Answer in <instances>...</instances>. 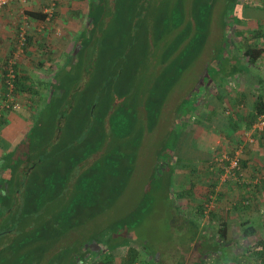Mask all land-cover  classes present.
Masks as SVG:
<instances>
[{
	"label": "rangeland",
	"instance_id": "374dc122",
	"mask_svg": "<svg viewBox=\"0 0 264 264\" xmlns=\"http://www.w3.org/2000/svg\"><path fill=\"white\" fill-rule=\"evenodd\" d=\"M66 1H62V6L74 11V16L65 17L63 21L86 27L83 30L85 33L79 36V49H82L60 71L57 82L52 86L56 93L53 99V90L44 94L45 99L31 97L29 94L32 95L33 91L29 93L28 89L15 92L21 106L26 104L32 107V122L24 125L18 144L15 141L7 146L5 139L8 137L1 138L7 153L0 156V173L6 165L0 184L5 183L4 180L10 181L12 167L16 163L17 166L20 164L21 169L17 171V183L9 189L11 198H8L9 202H16L17 207L11 204L2 207L8 210V216L13 214V217L0 220V264H29L32 259L24 257L27 252L16 249L26 236L20 235L19 231L1 235L4 229L16 228V224L19 230L21 221L15 219L14 214L29 208L25 195L21 197L23 190L41 193L36 207H43V214L49 215L46 220L49 219L50 223L58 215L65 219L66 208H78L75 200L72 201L75 196L78 199L86 198L85 192L94 195L93 201H88L83 212L75 216L77 221L84 222L83 228L79 226L77 231L62 237L61 248L66 242L72 241V245L76 246L91 237L106 238V242H109L111 235L110 241L117 239L126 244V233L114 235L112 232L115 226L117 230L133 221L134 214L140 209L142 213L132 222V234L138 240L132 235L130 238L155 255L149 256L148 264H167L170 258L172 260L175 249L178 252L191 244L192 250L202 249L198 246L202 244L200 240L194 242V237L185 236L183 232L184 219L175 205L179 196L172 192V156L178 150L175 142L185 125L182 122H202L201 115L200 119H189L190 99L187 97L193 92L195 94V90L200 92L197 89L203 86L202 76L208 77L209 74V78L214 79L216 62L219 57L223 60L220 54L224 51V32L231 39L240 27L237 25L239 19L232 15V11L237 10L236 0H203L204 4H198V7L203 9V13L210 11L204 23L200 19H193L195 0H109L107 4L105 0L102 21L96 25L92 19L90 26L89 7L93 0ZM94 1L97 3L99 0ZM243 1L251 6L256 5L257 0ZM57 7L60 5L57 4ZM58 18L61 22L60 16ZM188 22H194V27L188 26ZM25 25L26 22L22 29ZM226 27L228 29L224 30ZM22 29L19 28L18 33ZM67 30L66 26L62 27L60 33L64 36ZM182 38L185 44L183 49H178ZM194 38L195 42L201 38L198 43L200 48L192 50ZM89 39H92V43L85 48ZM17 44L20 47L19 35ZM175 45L176 52L173 48ZM188 49L190 53L187 55ZM18 51L19 48L16 53ZM187 58L188 65L178 70ZM230 81L228 76L225 83ZM121 91L125 93L121 95ZM5 94L1 103L5 101ZM159 97L161 107H158ZM147 103L146 114H140V107ZM88 110L92 113L90 116ZM102 144L101 148L95 149ZM0 190H7V187ZM17 190L20 193H12ZM54 193L62 196L51 201ZM95 195L100 196V200ZM238 197L236 191L227 201L234 203L244 200ZM224 198L221 197L220 202H225ZM254 200L262 202L258 195ZM99 206L103 212L95 216ZM243 212L240 213L241 220ZM263 213L257 209L254 216ZM258 222L250 223L258 225ZM256 228L257 233L246 234L245 241H242L245 239L243 231L240 241L249 248L248 254L257 258L256 264H260L262 258L256 254L257 236L264 235V227ZM188 239H193V243L187 242ZM41 243L47 246V242ZM91 246L95 244L91 243ZM126 251V247L115 250L117 264L121 263ZM42 255L36 254L33 258L41 263ZM44 255L43 258L47 260L48 254L45 252ZM141 256V259L145 257L144 254Z\"/></svg>",
	"mask_w": 264,
	"mask_h": 264
},
{
	"label": "crops",
	"instance_id": "0c3cea01",
	"mask_svg": "<svg viewBox=\"0 0 264 264\" xmlns=\"http://www.w3.org/2000/svg\"><path fill=\"white\" fill-rule=\"evenodd\" d=\"M62 1L66 0H13L7 7L0 9V106L7 89L6 69L14 58L18 75L15 92L28 89L29 93L33 91L32 95L29 94L31 97L39 96L43 99L48 90H53L52 98L56 95L52 86L57 82L60 71L69 61L75 59L82 49H79V36L86 29L71 21L64 22L65 17L72 15L70 18H73L74 11L62 6ZM235 2L237 10L232 11V15L237 16V25L240 27L231 39L224 32V51L220 54L223 55V60L219 57L216 62L214 79L209 78V74L208 77L202 76L203 86L200 85V90L197 89L200 92L195 90L194 94L191 90L193 93L187 97L190 99L189 119H200L201 115L202 122H182L185 125L182 126L181 137L175 142L178 150L172 156V192L179 196L175 205L184 219L183 232L185 236L194 237V242L200 240L202 244L198 246L202 249L192 250V244L178 252L175 249V252H172V260L170 258L167 264L258 262L256 257L249 255L240 238L243 231L249 235L257 233L256 226L264 227V213L254 216L255 210L264 211V131L255 134L254 142L249 140L258 98L262 96L264 99V0H257L256 5L251 6L244 4L243 0ZM44 3L46 6L55 4L56 19L54 15L43 20L28 14L45 13ZM57 4L60 7H57ZM58 16L62 19L61 22ZM25 22L28 24L29 43L24 47L23 54H19V51L17 54L16 51L20 49L17 44L18 29H21ZM65 26L68 30L63 36L60 28ZM227 29L226 27L224 30ZM226 37L227 42L224 43ZM90 43L84 47H89ZM184 44L185 41L178 49H183ZM250 49L254 52L248 57L250 54H246V51ZM258 51H261V55L252 63L251 58L257 56ZM20 55L23 57L18 60ZM228 76L231 81L226 84ZM50 84L52 85L48 88ZM160 101L161 97L157 99L158 107H161ZM148 106V103L141 106L139 113L144 114ZM0 114V156H3L7 152L1 138L8 137L5 139L7 146L13 145L15 141L18 144L23 133L21 131L28 122H32L33 114L32 107L26 104H19L18 108L4 110ZM224 153L239 155L241 180L237 181L235 177L226 178L224 167L227 163L221 160ZM232 191H237L238 198L244 200L234 203L227 201L229 196L234 194ZM255 195H258L262 202L254 200ZM221 197H225V202H220ZM251 198L253 201L250 202ZM242 211L244 217L241 220L239 217H242ZM257 220L258 225L250 223ZM244 237L242 241L247 240V236ZM257 238L256 254L263 249L264 235L260 234ZM187 242L193 243V239H188Z\"/></svg>",
	"mask_w": 264,
	"mask_h": 264
},
{
	"label": "trees",
	"instance_id": "16d2710c",
	"mask_svg": "<svg viewBox=\"0 0 264 264\" xmlns=\"http://www.w3.org/2000/svg\"><path fill=\"white\" fill-rule=\"evenodd\" d=\"M203 0L200 1H194L193 4L194 5V17L193 19L199 20L201 21V23H204L206 21V16L208 15L207 13H209L210 11L207 10V13H203V11H201L202 8L198 7V4H204L202 2ZM103 2V5H102ZM105 0H99L97 3L93 0L91 1V8H90V15L88 16L89 18V22H91V20L93 19V22L98 25L100 24V22L103 19V14L105 11V7L104 6ZM108 1H106L105 4H107ZM209 5L212 6V3L208 2ZM94 6H96V10L93 12ZM203 10V9H202ZM194 12V11H193ZM30 16L32 17H38L40 19H46L47 18V14L46 13H36V12H29L28 13ZM210 15V13H209ZM189 23V22H188ZM91 24V23H90ZM191 25H195L194 22H190L188 26L191 27ZM180 26V25H179ZM187 26V27H188ZM186 29V28H185ZM187 30V29H186ZM29 36L27 37L26 42H28ZM202 38V37H201ZM201 38H198L197 41L195 42V38L193 43H191V49H196V48H200V45H198V43L200 42ZM87 43L89 44L90 42H92V39L86 40ZM184 41V39L182 38L179 43L181 44ZM227 42V37L225 39V42ZM177 45V47L179 48V44ZM198 45V46H197ZM197 46V47H196ZM175 49V51H177L176 49V45L173 47ZM249 52V53H248ZM254 52L253 49H250L249 51H246V54H250L248 57H251V54ZM174 53V52H172ZM190 53V50L188 49L187 51V55ZM261 55V51H258L257 56H252L251 58V62H255L258 57ZM184 56V55H183ZM184 60V58H183ZM186 60V58H185ZM189 61L187 58V61H184L183 63H181V65L179 66L178 70H183L187 65H188ZM178 71V73L180 72ZM173 85V83H172ZM121 95H123L125 93V91H121L120 92ZM53 99V98H52ZM255 115H254V122L256 121L257 117L261 114L264 113V99L262 96H260L258 98L257 101V106H256V111H255ZM92 113L88 110V115L90 116ZM105 128V127H104ZM103 128V130H104ZM105 134V132H104ZM103 137V134L101 135ZM87 137V136H86ZM102 141L104 140L103 138L101 139ZM104 143V142H102ZM103 146L100 145V147H96L95 149H99ZM8 165V163H7ZM6 165H4L2 167V173H0V177H4V170L3 168ZM13 169V173L11 174V177H9L10 181L4 180L5 183L0 184V188L4 189L7 187V190H0V220H5L8 217H13V214H11L10 216L8 213V210L3 209L2 207L5 204H11L12 206L17 207V203H12L8 201V198H11L10 195V188L11 187H15V184L17 182H15L16 179V174L17 171H19L21 169V166L19 164V166H17V163L15 164V167H12ZM7 175V173H5ZM21 184V183H20ZM13 194L15 193H20V190L17 191H13ZM21 197L23 198L25 195V202L29 205V208L27 207V209L25 210H19L17 211L16 214H14L15 219L21 221L20 226H19V230H18V224H16V228L15 226L10 227L9 229H4L1 233V235H7L10 234L12 232L17 233L19 231L20 235H24L26 236V239H24V241L21 243V245L19 247H16L17 251H22L25 254L24 257H32V259H30L29 264H117V262L115 261L116 259V254H115V250L118 248H127V251L125 253V257H123L122 261L120 264H148L150 261L149 256H155L151 251H148V248L146 246H138L136 242H132L131 241V235L132 234V229H133V221L136 218V216H139L140 213H142V211L140 212V209H138V213L134 214V219H132L133 221H131L128 224H123L122 226L118 227V229L116 230V226H115V230H113L112 234L114 233V235H118L120 232L122 233H126V237L128 242L122 243V241L118 240H113L110 241V239L112 238V235L110 237H108V241L106 242V238L102 239V238H88L87 240L84 241H80L76 246L72 245L73 243L69 244L68 242H66L65 244H63V247L61 248L62 244H61V238L68 235L69 233H71L72 231H77V228L80 226L81 228L82 223H84L82 220L77 221L76 219V214H80L83 212L84 209V205L88 204V201L92 202L93 201V197L94 195H88V192H85L84 194H87L86 198L83 199H78L77 196H75L72 201L75 200V203L77 205L78 208L72 207V208H66L65 211V215L66 218L63 219L62 217H59V215L51 220H53V223H50V220L47 219L46 217H48L49 215H44L43 213V207L39 206L36 207V205H38V198L40 197L41 193H39V191H31V192H27L24 191L21 192ZM62 195L60 193H54L53 195V199L51 198V201H55L57 200L58 197H61ZM96 196L97 200H100V196ZM17 197V194H16ZM95 199V200H96ZM96 200V204H98V201ZM16 201V200H15ZM16 204V205H15ZM102 208L101 206L98 207ZM12 211V210H11ZM103 211L101 209L96 210L95 216H99ZM43 216H44V220H43ZM14 228L16 229L15 231ZM123 228L122 231H120ZM250 233V232H247ZM246 235V234H245ZM248 235V234H247ZM30 237V238H29ZM134 239H136L133 236ZM138 240V239H136ZM41 242H47V246L44 247L43 244ZM91 243H94L95 246H91ZM263 243V242H262ZM261 244V242H260ZM126 245V246H125ZM247 249V248H246ZM248 250V249H247ZM45 252L48 254L47 256V260H45V258H43L45 255ZM36 254H43L41 257V263L39 260L33 258L35 257L34 255ZM144 254L145 257L143 259H141V255ZM259 256V258H262L261 260V264H264V246L262 251H259L257 253ZM108 257L106 260H104L105 257ZM148 257V258H147ZM26 259V258H25ZM25 259L23 260V262L25 261ZM33 259H35L34 261H32ZM154 262V258L152 259ZM168 260V259H167ZM162 261V260H161ZM169 262V260H168Z\"/></svg>",
	"mask_w": 264,
	"mask_h": 264
},
{
	"label": "built area",
	"instance_id": "2783aa9c",
	"mask_svg": "<svg viewBox=\"0 0 264 264\" xmlns=\"http://www.w3.org/2000/svg\"><path fill=\"white\" fill-rule=\"evenodd\" d=\"M13 0H0V9L7 7ZM45 13L47 14L48 18H51L54 15L55 12V4H50L49 6H46L44 9ZM20 33V49L19 54L24 53V47L26 46L27 42V32H28V24L25 25ZM15 58L12 59L9 62V65L6 69V85H7V92H6V98L5 101L0 106V113L4 110H13L16 109L19 106L18 99L15 97V87H16V80H17V71L15 69ZM1 115V114H0ZM264 131V113L259 115L256 119V121L252 125V133L251 137H249V140L251 142L255 141V134L261 133ZM221 160L224 161V163H227L224 167V172L226 178H234L238 181L241 180L240 176L241 174V168H240V157L238 154L230 155L224 153L221 155Z\"/></svg>",
	"mask_w": 264,
	"mask_h": 264
}]
</instances>
